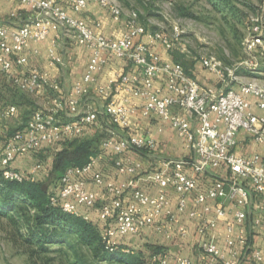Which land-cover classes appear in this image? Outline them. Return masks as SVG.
I'll return each mask as SVG.
<instances>
[{
  "label": "built area",
  "instance_id": "1",
  "mask_svg": "<svg viewBox=\"0 0 264 264\" xmlns=\"http://www.w3.org/2000/svg\"><path fill=\"white\" fill-rule=\"evenodd\" d=\"M13 1L26 7L29 16L11 25L0 22V96L8 88L34 97L51 93L53 104L33 109L26 121L12 129L4 121L18 119L19 106L0 99L1 176L16 181L35 180L44 167L40 161L27 172L13 167V162L45 147L55 149L63 141L83 135L100 116L113 125L125 127L132 115H157L176 130L192 154L159 159L149 175L154 192L137 186L142 163L126 152L155 149L158 142L148 135L110 136L102 140L101 148L115 155L116 173L127 174V178L108 181L102 171L95 169V155L85 164L71 165L65 170L49 197L50 203L90 219L79 207L96 206V196L89 187L91 182L108 195L99 205L98 220L102 223L98 227L109 249L122 245L121 237L140 235L146 230L167 240L186 239L191 232L185 221L189 218L195 220L193 235L198 261L239 264L246 250L250 261L264 264V155L236 152L240 131L264 148V85L254 79L239 81L237 69L241 62L225 65L212 54L201 56L200 62L217 76L221 85L199 83L182 65L163 60L153 49L159 44L170 50L174 46L172 38L161 30L146 28L139 22L136 10L124 16V8L117 0ZM90 3L106 9L114 21L123 22L121 36H106L96 29L99 22L91 25L70 14L65 6L79 12ZM49 38L51 44L46 55L51 65L65 66L60 50L65 38L91 51L83 76L70 88L47 69L28 65V52H39L33 45ZM263 43L264 11L249 18L244 39L249 52ZM110 55L128 60L129 68L113 81L95 83L102 105L87 108L83 99L96 81L95 73ZM159 77L163 78V84L156 83ZM118 93H122L120 99L116 98ZM61 109H66L68 118L61 117ZM128 191L130 196L125 200ZM251 207L259 212L249 218ZM255 232L262 235L259 245L250 241ZM170 261L192 264L193 259L181 254L171 258L162 250L148 257L149 264H172Z\"/></svg>",
  "mask_w": 264,
  "mask_h": 264
},
{
  "label": "crops",
  "instance_id": "2",
  "mask_svg": "<svg viewBox=\"0 0 264 264\" xmlns=\"http://www.w3.org/2000/svg\"><path fill=\"white\" fill-rule=\"evenodd\" d=\"M65 6L70 14L86 20L91 25H94L95 22H99L100 27L96 29L98 31H101L106 36L119 37L124 31L123 22L114 21L108 11L99 6L97 3H90L85 9L79 12L73 11L69 6H67V4H65ZM12 13H17V16L12 15ZM28 16V9L18 2L13 0H0L1 23L11 25L26 20ZM50 44L51 38L39 44L33 45L38 47L39 52L37 54L28 52V65L36 66L41 69H47L51 76L58 77L65 87L70 88L76 80L80 79L83 76L91 56V51L87 47L78 45L71 39L65 38L61 42L60 46V50L65 59V66L59 67L56 65H51L48 61L46 53ZM153 49L161 55L163 60H171V56H169L165 52V50H162L159 44H155L153 46ZM129 65V61L124 58L114 57L111 55L108 56L107 61L103 65V67L95 73L96 81L90 85L89 93L85 95L83 99L85 107H101L102 99L94 88L95 83H105L117 79L121 73L128 70ZM191 76L203 85H221L217 76L213 72H210L209 70L204 68L202 64L200 65V67H197L191 71ZM156 83L158 85L163 84V78L159 77L156 80ZM164 93H166V91ZM121 96L122 93H118L116 95V98L120 99ZM51 97L52 94H46L42 97H38L37 102L41 105V108H48L53 104ZM0 99H2V95L0 96ZM60 115L62 118L69 117L66 109H61ZM102 129L106 130L105 138L110 136L118 137L129 135H148L150 137H153L158 142L155 149L144 148L142 150H129L126 152V154L141 161L142 168L137 174V186L148 192H154V188L150 185L149 182V175L154 167H156L159 159L168 157L180 158L192 154L191 150L187 147L184 139L177 135L176 130L167 121L162 120L157 115H152L151 117H144L139 113L136 115H132L129 118L128 125L125 127L113 125L109 123L105 117L100 116L99 120L92 126L87 128L82 136L88 138L92 137L97 133V131H101ZM237 140L238 144L236 146V152L238 154L250 155L252 153L258 152L264 155V148L253 141L250 137H248L244 131L238 132ZM101 142L102 140L98 144V153L96 154L97 166L95 169L98 171H102L108 181L119 182L124 180L128 175L116 173V169L113 164L114 154L109 149H102ZM52 150H54V148L52 147L42 148L37 152H32L25 156L18 157L12 165L13 167L23 172H27L36 161H40L43 166L44 162H46V165L50 167L53 161V155L51 153ZM41 154L48 155L46 157V160L40 157ZM89 187L96 196V206L88 208L86 206L80 205L79 208L82 213H88L90 215V219L94 220L100 227L102 222L98 220L99 205L107 199L108 195L103 188L98 187L91 182L89 184ZM129 196L130 193L128 191L125 194V200L128 199ZM258 212L259 211L254 210L251 207L249 218L257 214ZM185 221L191 231L188 238H176L173 240H167L152 230H146L140 234L143 237L141 240L145 242L146 247L144 248L153 249L156 247L159 250L167 252L171 258H173L177 254H181L192 258V264H206L198 261V252L195 246V237L193 235L195 220L185 218ZM219 226H223L222 220H220ZM126 236L132 237L134 235ZM250 241L254 244H261V233H252ZM122 242L121 244H123L125 247H128L127 243ZM142 250L144 251V249ZM247 254L248 253L246 250L242 252V257L239 264H263L250 261ZM170 262L172 264L174 263V261Z\"/></svg>",
  "mask_w": 264,
  "mask_h": 264
},
{
  "label": "rangeland",
  "instance_id": "3",
  "mask_svg": "<svg viewBox=\"0 0 264 264\" xmlns=\"http://www.w3.org/2000/svg\"><path fill=\"white\" fill-rule=\"evenodd\" d=\"M124 8V16L132 9L138 13L139 22L150 30H161L168 34L174 46L165 52L171 60L189 71L200 67V57L212 54L225 65L240 63L237 69L239 81L254 79L264 85V43L253 52L247 51L244 39L248 34L249 18L264 11V0H246L237 2L240 12L232 14L227 9L215 7L210 0H117ZM193 14L183 15L180 10ZM178 33V35H176ZM161 49L164 48L160 45ZM257 63L255 68L247 66ZM185 68V69H186ZM51 94V93H49ZM4 102H14L19 106L20 116L4 121L10 128H16L24 122L31 111L41 108L38 97L7 89L2 93ZM43 108V107H42ZM106 130L97 131L98 144L106 137ZM51 151L53 157L56 149ZM50 154V153H48ZM48 155L41 154L46 160ZM49 166L44 162L43 172L47 174ZM44 174V173H42ZM25 228L15 226L7 215L0 214V264H81L96 263L91 249L82 243L75 234L67 236L68 242L52 243L45 249L37 242H26ZM142 235L124 236L120 241L135 250L144 249ZM122 242V243H123ZM123 245V244H122ZM153 250H156L155 248ZM152 250V251H153ZM154 252V251H153ZM96 264H109L100 261Z\"/></svg>",
  "mask_w": 264,
  "mask_h": 264
},
{
  "label": "trees",
  "instance_id": "4",
  "mask_svg": "<svg viewBox=\"0 0 264 264\" xmlns=\"http://www.w3.org/2000/svg\"><path fill=\"white\" fill-rule=\"evenodd\" d=\"M210 1L215 7L227 9L237 15L240 12L237 2L247 3L246 0ZM180 12L183 15L193 16L185 9H181ZM185 70L191 76V71L187 68ZM96 141V137L88 138L82 135L63 141L61 147L54 153L47 174L42 172L44 174H38L33 181L28 178L22 181L9 180L0 174V214L10 216L19 230L25 228L21 234L26 242H37L45 249L52 243L68 242L67 236L75 234L99 260L96 263L105 260L109 264H149V255L153 251H159L156 247V250L150 249L147 254L141 249H134L133 252L125 251L124 245L109 249L103 242L99 227L94 220L65 212L60 205L50 203L49 197L56 191L59 178L65 170L71 165L85 164L98 153Z\"/></svg>",
  "mask_w": 264,
  "mask_h": 264
}]
</instances>
